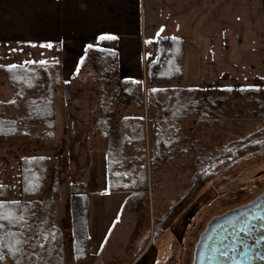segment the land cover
Masks as SVG:
<instances>
[{
    "label": "trees",
    "instance_id": "trees-1",
    "mask_svg": "<svg viewBox=\"0 0 264 264\" xmlns=\"http://www.w3.org/2000/svg\"><path fill=\"white\" fill-rule=\"evenodd\" d=\"M116 47L115 38L99 39L98 46L85 50L79 68L99 82L102 92L101 102L93 114H99L95 117L93 133L108 148L110 192L136 193L144 189L149 183V174L172 163L176 154L183 159L192 158L194 162L195 174L185 194L197 182L211 183L223 172L235 170L247 157L264 154V100L259 98L264 89H253L252 94L259 106L256 115L263 118L258 131L226 148L211 150L202 139L190 136V132L187 134L182 122L193 119L198 130L219 128L223 115L219 106L225 100L218 95L200 97L192 90L187 95L179 87H167L169 83L184 80L183 40L171 37L157 40L156 57L147 65V104L144 82L122 77ZM63 67L58 58L11 66L0 64V85L10 91V98L0 101L1 143L57 142L60 91H65L67 103L72 101L70 81ZM113 103L119 107L133 105L141 112L148 107L156 122L153 149L152 144L148 147L144 116L125 118L122 127L115 130L118 112ZM19 164L20 199L10 200L11 188L0 185V264H67L63 246L68 224L74 237L75 260H89L87 184L70 185L67 207L70 219L65 224L60 169H52V159L45 156L22 158Z\"/></svg>",
    "mask_w": 264,
    "mask_h": 264
},
{
    "label": "rangeland",
    "instance_id": "rangeland-1",
    "mask_svg": "<svg viewBox=\"0 0 264 264\" xmlns=\"http://www.w3.org/2000/svg\"><path fill=\"white\" fill-rule=\"evenodd\" d=\"M151 6H148L147 14L148 22L153 24L155 18L158 20L163 18L159 10L155 14ZM242 44L244 46L240 50L241 58L239 60L241 64L236 62V64H239L237 65L239 70H233L234 74L241 78L239 82L229 81V79L225 81H202L200 78L192 80L187 77L182 82L169 83L167 85L170 88L179 87L185 90L187 95H189L187 92L192 90L200 97L218 95L225 100L219 106L221 113H223L219 128L211 129L208 127L206 130H198L193 119L182 122V127L187 134L190 132V136L202 139L211 150L216 151V149L226 148L246 136L254 135L262 126L263 118L256 115L259 111V106L252 99L253 89H264V80L254 79L256 76L259 77L253 73L257 69L255 67L258 66V58L256 57L258 54H255L256 51L254 49L249 48L248 42H243ZM148 51L146 50L147 59ZM214 51L216 56L220 58V50ZM62 54L63 51L59 48L22 47L21 45L0 46V64L5 66L46 59L58 58L61 60L65 77L70 81L69 92L72 97V101L67 103L65 91H60L58 95L60 138L56 143L51 142L49 144V142L43 140L0 142V185H7L11 188L10 200L12 201L20 199V188L18 185L19 162L26 157L45 156L52 159V169H60L62 173L61 196L64 203L70 198L71 184L79 182L96 183L95 173L93 174V172L98 167L94 169L95 156L93 151L105 147V143H100V140L90 131L91 125L96 120L95 117L99 116V114L95 116L93 114L97 105L101 102L102 92H100L99 82L90 77L86 70L79 69L82 55L76 56L74 58L76 62L72 63L69 56L67 62H64ZM249 64L252 66L249 67ZM142 81L144 82V100L147 104L146 89L149 84L146 83V79ZM232 89L234 90L232 93H223ZM241 89L245 91L243 90L239 94ZM9 98L10 91L8 87L0 85V101ZM259 98L264 100V93H261ZM114 103L112 105L118 112V115L115 116V130H119L123 119L142 115L146 119V129L149 132V137H152L156 122L148 107L145 108L144 112H141L133 105L124 104L125 106L119 107ZM78 120H82V123H85V121L89 122V128L79 127L77 125ZM76 132L80 133L81 136L76 138L74 136ZM88 135L90 136L88 137ZM103 155L101 156L104 159ZM102 163V173L105 176V173H107L106 163L105 161ZM192 164H194L192 158L183 159L179 154H176L172 163L151 172L150 179L152 177L155 185H169L170 188L172 187L171 190L173 189L174 195L179 191H184V188L187 189L191 184L192 177L195 174ZM185 192L180 194L178 202L166 201L163 209H158L153 203H145V199H134L135 201L133 202L132 197L125 201L124 195H95L91 219L92 233L94 239L96 238L94 243L95 257L89 262L78 264H93V262L95 264L99 260L97 257L101 253L102 248H105V244L108 241L107 238L111 239L116 228L122 222L121 218H123L124 213L127 210H132V206L135 207V215L138 218L134 237L146 235L147 238H151L152 250H160L162 255L166 254L162 259L163 264L166 262V264H193L197 240L205 231L209 222L218 215L221 216L247 205L264 193V154L261 156H249L235 170L223 172L219 178L211 183L197 182L191 191L187 194ZM184 196H189L190 198L189 200L187 199L188 212L181 215L180 226L177 227L175 225L178 231L183 232L184 237L182 240L178 238L176 240L172 236L171 231L168 230L169 228L163 229L164 231L160 229L166 219H172L170 216H165L168 209L171 206L180 204L184 200ZM65 233L66 241L63 247L67 264H77L72 259L73 237L69 234L70 230L68 228ZM179 251H182L181 257L177 255ZM132 255V253L131 255L128 254L125 256L126 258L118 262L114 259L110 260V264L111 262H114V264H125L132 260Z\"/></svg>",
    "mask_w": 264,
    "mask_h": 264
},
{
    "label": "crops",
    "instance_id": "crops-1",
    "mask_svg": "<svg viewBox=\"0 0 264 264\" xmlns=\"http://www.w3.org/2000/svg\"><path fill=\"white\" fill-rule=\"evenodd\" d=\"M149 5H152L155 14L159 10L163 19L155 18L153 24L149 23L147 14ZM168 37L183 40L184 80L188 77L192 80L200 78L202 81L229 79L239 82L241 78L234 74L233 70H239L237 65L241 64L239 60L243 42H248L249 48L258 54L256 55L258 66L253 73L259 77L256 76L254 79L264 80V0H0V46L59 48L63 51L64 62H67L69 56L71 59L69 60L75 63L74 58L83 56L87 48L98 46L99 39L115 38L122 77L126 80L142 81L147 78V65L156 57L157 40ZM146 50H149L148 59ZM214 50H220V58L216 56ZM250 66L252 65L249 64ZM77 125L89 128L87 121L82 123V120H78ZM94 126L95 122L91 125L90 132L100 140L93 133ZM146 135L149 147L153 134L149 137L146 129ZM74 136L77 138L81 135L76 132ZM59 138L60 132L58 140ZM102 142L100 140V143ZM107 149L105 145L93 151L94 169L98 167L93 172L96 183L85 182L90 193L88 227L91 257L89 260L77 262L73 243L72 259L77 264L89 262L95 257L96 238L94 239L91 227L95 195H124L125 201L132 197L133 202L134 199H145V203H153L158 209H163L166 201L178 202V197L186 190L184 188V191L173 195V189L171 190L172 187L169 185H155L152 177L150 179V173L147 187L138 189L136 193L110 192ZM104 161L107 168L105 176L102 173ZM187 199H190L189 196H185L180 204L168 209L165 216L172 219H166L160 229L164 231L163 229L169 228L176 240L177 238L182 240L184 237L183 232L178 231L175 225L180 226L181 215L188 212ZM69 200L61 203L65 224L70 219V210L67 208ZM121 219L122 222L114 235L110 240L107 238L108 244L102 248L97 257L99 260L95 264H110V260L113 259L118 262L131 253L132 260L125 264H163L162 259L166 254L162 255L160 250H152L151 238H147L146 235L134 237L138 221L135 207L127 210ZM67 228L72 235L69 224ZM181 252L177 254L180 257Z\"/></svg>",
    "mask_w": 264,
    "mask_h": 264
},
{
    "label": "water",
    "instance_id": "water-1",
    "mask_svg": "<svg viewBox=\"0 0 264 264\" xmlns=\"http://www.w3.org/2000/svg\"><path fill=\"white\" fill-rule=\"evenodd\" d=\"M263 230L264 193L247 205L213 218L197 240L193 264H242V256L236 253L241 238L254 233L264 238Z\"/></svg>",
    "mask_w": 264,
    "mask_h": 264
},
{
    "label": "flooded vegetation",
    "instance_id": "flooded-vegetation-1",
    "mask_svg": "<svg viewBox=\"0 0 264 264\" xmlns=\"http://www.w3.org/2000/svg\"><path fill=\"white\" fill-rule=\"evenodd\" d=\"M262 235H264V230L262 231ZM259 238L260 236L256 233L250 236L243 235L241 238V243L236 253L242 256V264H264V238Z\"/></svg>",
    "mask_w": 264,
    "mask_h": 264
},
{
    "label": "snow or ice",
    "instance_id": "snow-or-ice-1",
    "mask_svg": "<svg viewBox=\"0 0 264 264\" xmlns=\"http://www.w3.org/2000/svg\"><path fill=\"white\" fill-rule=\"evenodd\" d=\"M51 45H49V47H50Z\"/></svg>",
    "mask_w": 264,
    "mask_h": 264
}]
</instances>
